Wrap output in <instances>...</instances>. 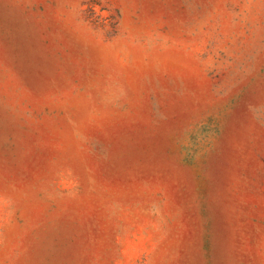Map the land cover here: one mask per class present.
<instances>
[{
  "label": "rangeland",
  "instance_id": "obj_1",
  "mask_svg": "<svg viewBox=\"0 0 264 264\" xmlns=\"http://www.w3.org/2000/svg\"><path fill=\"white\" fill-rule=\"evenodd\" d=\"M0 264H264V0H0Z\"/></svg>",
  "mask_w": 264,
  "mask_h": 264
}]
</instances>
